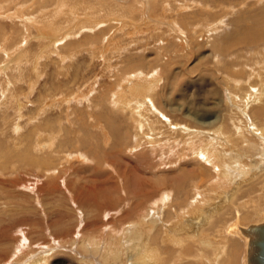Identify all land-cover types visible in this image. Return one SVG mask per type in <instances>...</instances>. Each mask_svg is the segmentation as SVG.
Wrapping results in <instances>:
<instances>
[{
    "label": "rangeland",
    "instance_id": "374dc122",
    "mask_svg": "<svg viewBox=\"0 0 264 264\" xmlns=\"http://www.w3.org/2000/svg\"><path fill=\"white\" fill-rule=\"evenodd\" d=\"M61 1L72 15L59 14ZM0 7V73L9 68L0 75V264H132L151 232L160 264H222L224 253L223 264H245L247 242L225 232L237 221L246 227L264 219V140L257 136L264 0H0ZM20 50L32 65L18 61ZM11 73L20 80L15 87ZM138 75L153 84L141 97L162 117L144 112V98L138 106L112 102L120 85L126 93L136 88ZM213 116L215 127L199 122ZM34 127L40 138L56 133L57 152L35 151L29 162L24 137ZM102 128L117 129L124 147L137 139L141 146L105 158ZM36 136L30 147L44 149L46 138ZM182 139L185 146L177 145ZM219 152L231 161L226 177L217 171Z\"/></svg>",
    "mask_w": 264,
    "mask_h": 264
},
{
    "label": "bare ground",
    "instance_id": "6f19581e",
    "mask_svg": "<svg viewBox=\"0 0 264 264\" xmlns=\"http://www.w3.org/2000/svg\"><path fill=\"white\" fill-rule=\"evenodd\" d=\"M60 3H62V1L60 2ZM69 3V2H68ZM68 3H66L65 1H63V5L62 6H58V7H60V12H59V14H63V17H64V15L65 14H67V15H72V13L71 12H69L70 11V9H71V4L69 5ZM20 5V4H19ZM69 7H70V9H69ZM1 8V7H0ZM21 8V7H20ZM74 8H76L75 6L73 7V10H74ZM22 9V8H21ZM20 9V10H21ZM58 9V8H57ZM19 10V11H20ZM1 11V10H0ZM3 11V10H2ZM21 12H22V10H21ZM2 13V12H1ZM7 17V16H6ZM50 18H53V17H51L50 16ZM54 19V18H53ZM36 20V19H35ZM50 21L48 20L47 22L45 21V25H47L48 27H54V24L52 23V22H50ZM3 23V22H2ZM39 22H37V24H38ZM2 25V24H1ZM44 25V24H43ZM32 27V26H31ZM1 28V27H0ZM5 29V28H4ZM3 29V30H4ZM49 29V28H48ZM60 29H61V27H60ZM65 39V38H64ZM21 52V53H20ZM19 53L20 54H18V61L19 62H21V63H24V64H26V63H30V65H32V63L33 62H31V60H28L29 59V57H28V52L25 50H23V51H19ZM20 56V57H19ZM37 56V55H36ZM74 56V55H73ZM38 58V57H37ZM62 58V57H61ZM62 60H63V58H62ZM14 63H15V61H14ZM21 63H20V65H21ZM16 64H18L17 62H16ZM15 64V65H16ZM35 65L37 64V63H34ZM19 65V64H18ZM17 66V67H15V68H22V69H24V70H26V71H28V69H26L25 67H23V66ZM34 65V66H35ZM37 67H38V64H37V66L35 67V69L37 70ZM8 70H9V68H8ZM7 70V68H6V70L5 71H3L4 73H5V75H6V72L8 71ZM138 70V69H137ZM136 70V71H137ZM1 72H2V70H1ZM140 72V71H139ZM152 72H154V71H152ZM4 73L2 74V73H0V75L2 74V75H4ZM137 72H135V74H136ZM141 74V73H140ZM4 75V76H5ZM128 76V75H127ZM139 76V75H138ZM124 78H125V76H124ZM134 78V77H133ZM158 78V77H157ZM126 79V78H125ZM130 79V78H129ZM132 79V78H131ZM127 80V79H126ZM137 80V86H135V85H133V88L134 87H136V88H134V90L133 91H129L128 93H126V90L124 89V86L123 85H120V87H119V89H118V92H116L117 90H115L114 89V87H113V90H115V94H114V97H113V100H112V102H117V103H119V104H122L123 105V107H124V105L126 106V104H128V105H131V104H134V106H138V105H141V103H140V101H142L141 100V98H144L145 100V102L146 103H148L149 104V106L147 107L146 106V108L144 109V112H148V111H151V112H153V110H154V114H156V115H159V117H162V114H161V112H157V111H155L156 109H154V107H153V103H149V101H148V98H146V97H141V90H144V89H148V90H153V88H154V86H153V84L151 85V84H147V85H145V83L143 82V84H141V76H139V79L137 78V79H135V81ZM145 80V79H144ZM147 80H149V79H146V81ZM19 78H17V77H15L12 73H11V75H10V78H9V80H8V83L11 85V86H17L18 85V83H19ZM150 81V80H149ZM148 81V82H149ZM121 82V81H120ZM128 82H129V80H128ZM134 82V81H133ZM117 83H119V82H117ZM122 83H124V82H122ZM132 83V82H131ZM147 83V82H146ZM127 84V83H126ZM128 85V84H127ZM113 86V85H112ZM132 86V85H131ZM13 88H11V90H12ZM33 89V88H32ZM107 90H108V87H107ZM110 90V89H109ZM94 91V89H92L91 88V91H89L88 93L90 94L91 92H93ZM128 91V90H127ZM148 93V92H147ZM150 93V92H149ZM148 93V94H149ZM152 94V93H151ZM23 95V94H22ZM28 95V94H27ZM86 95H88V94H86ZM144 95V94H143ZM146 95V94H145ZM93 96V95H92ZM102 96V95H101ZM140 96V97H139ZM150 96V95H149ZM152 96H153V94H152ZM135 97H137V98H135ZM27 98V97H26ZM101 98V97H100ZM109 99H110V97H109ZM67 100H68V98H67ZM94 100V99H93ZM92 101V100H91ZM98 101V100H97ZM144 101H142V104L144 103V105L146 104ZM21 102V101H20ZM131 102V103H130ZM153 102V101H152ZM259 102V101H258ZM263 102V101H262ZM70 103V102H69ZM69 105V104H68ZM106 105V104H105ZM20 106V105H19ZM80 106V105H79ZM131 108V107H130ZM143 108V107H142ZM157 108V107H156ZM140 109V108H139ZM258 109L260 110V112H261V118H263L264 117V105H261V107L260 106H258ZM87 110V109H86ZM125 110H127V109H125ZM232 110V109H231ZM128 111V110H127ZM131 111V110H130ZM84 112V111H83ZM132 112V111H131ZM135 112V111H134ZM136 114L137 115H139V120L141 121V123L144 121V120H142V119H144V117H142L141 116V110L140 111H138V113L136 112ZM135 114V115H136ZM38 115V114H37ZM134 115V114H133ZM165 115V114H164ZM35 117V116H34ZM31 118L30 117V120H29V122H31L33 119H36V117L35 118ZM136 117V116H135ZM164 117V119L163 120H161L162 122H165L166 123V125H168V127L167 128H169V130H176L175 129V127L174 126H176L175 124H173L169 119H167L166 118V116H163ZM214 117V120H210V121H208V122H203L204 121V117L203 118H199V122L203 125V126H212V127H215L214 125H216L217 126V122H216V124L215 123H213L215 120H217V118H219V117H217V116H213ZM217 117V118H216ZM102 118V117H101ZM106 118V117H105ZM155 118V117H154ZM94 119H95V122H97L98 121V125H96V126H99V125H101L100 124V120H99V118L98 117H94ZM213 119V118H212ZM60 120V119H59ZM62 120V119H61ZM159 121H160V119H158ZM131 121H133V120H131ZM134 121H135V119H134ZM218 121V120H217ZM60 122V121H59ZM107 122V121H106ZM137 122V121H136ZM145 122V121H144ZM143 122V123H144ZM137 124H138V122H137ZM200 124V125H201ZM253 124H254V127H255V125H256V123L255 122H253ZM143 125V124H142ZM142 125H140V127L142 126ZM107 126V125H106ZM260 126H262V125H260ZM109 127H111L110 125H109ZM119 127V126H118ZM22 127H19V128H15V129H13V131L14 132H18L20 129H21ZM101 128V127H100ZM143 128V127H142ZM234 128H236V127H234ZM216 129H221L220 127H216ZM222 129H224L223 127H222ZM106 129H103L102 128V132L100 131L99 132V134H97V135H99L98 137V139H100V141H101V144H102V147H103V150H101V152L102 153H104V155L103 156H105V158H107L108 156H113V155H115V154H117V155H119V157L122 155V153H124V152H126V151H129V152H132L133 151V149L136 147V150L141 146V144H140V142L138 141V139L137 140H135L136 141V143L134 144V146L132 147V146H130V147H124V143H122L121 141H119V137L121 136H117L118 135V133H116V130L114 131V128L113 129H109L108 128V132H106L105 131ZM120 130V129H119ZM118 130V131H119ZM138 130V129H137ZM34 131H36L37 133H38V135L36 136V134L34 133ZM140 131H141V129H140ZM140 131L138 130L137 131V133H136V135H135V139L136 138H138L139 136H140ZM258 131L262 134V136H264V127H260V128H258ZM40 132H43V131H37L36 130V128L34 127V130H32V131H30L29 133H28V135L27 136H25L24 137V139H26V142L24 143V144H27V147H26V149L24 150V152H25V160H28V158H30V159H34V157H35V155L36 154H34V152L35 151H37L38 152V154L39 155H46L47 153V156H45V158H50V155L49 154H53V152L54 153H56L57 151H52L51 149H52V147H53V145H54V141H55V134L56 133H54V134H52V136H47L46 134V136L44 137V138H46V139H44V138H40V135H42V134H40ZM44 133V132H43ZM142 133V132H141ZM14 134V133H13ZM143 134V133H142ZM261 134H258L257 136H259L260 138H262L263 140H264V137H262L261 136ZM33 135H35L36 136V138H37V141L39 140V141H41L42 139H44L45 140V143H44V145H43V147H44V149H42V146H40V148L42 149H39V145H37L36 144V146H37V148L35 147V148H31L30 147V139L32 140V136ZM198 136V135H197ZM129 137V136H128ZM171 137H175V135H172V133H171ZM195 137V136H194ZM121 139H122V137H120ZM177 138V137H176ZM231 138V137H230ZM113 140L114 141V146H113V148H110L111 147V143L113 142V141H110V140ZM201 139V138H200ZM117 140V141H116ZM123 140V139H122ZM178 140V139H177ZM183 140V139H182ZM181 140V143L180 142H178L177 141V143L175 142V141H173L174 142V145H179V144H181L182 146H185V142H184V140L182 141ZM202 140V139H201ZM23 142V140H20V142ZM180 141V140H179ZM204 142H205V140H203ZM14 142H15V140H14ZM253 143H252V145L254 144V143H258L257 141H252ZM18 143V142H17ZM38 143V142H37ZM41 143V142H40ZM155 143V142H154ZM166 143V142H165ZM111 144V145H110ZM264 144V143H263ZM108 145H110V147H107ZM118 145H120L119 146V148H121V149H119L118 148ZM169 145H171V144H169ZM173 145V144H172ZM93 146V145H92ZM91 146V147H92ZM97 146V145H96ZM205 147H207L206 145H204ZM261 145L260 144H255L254 145V147L256 148V149H258V150H261L262 148L260 147ZM109 149V150H107V148ZM162 147V145L161 144H158V148H161ZM169 147V146H168ZM13 149H15V151H17L20 147H17V146H15V144L13 145V147H12ZM17 148V149H16ZM100 148H101V145H100ZM191 148V147H190ZM264 148V147H263ZM1 150H0V152H2L3 153V150H2V148H0ZM6 149V148H5ZM21 149V148H20ZM102 149V148H101ZM194 149H196V148H194ZM193 149V150H194ZM205 149V148H204ZM184 150V149H183ZM206 150V149H205ZM9 151H12L11 149L9 150ZM21 151V150H20ZM137 152V151H136ZM143 152V151H142ZM192 152V149L190 150V152L189 153H191ZM76 154H78L79 155V158H85V159H89V156L87 155V154H84L83 152H81V151H76L75 152ZM263 153H264V151H263ZM18 154V153H17ZM22 154H24V153H22ZM87 155V156H86ZM213 155H215V154H213ZM226 155V154H225ZM225 155H223L222 153H218V157H220V159H217V161H219L220 162V165L221 164H223V171H221L220 172V170H217L218 171V173H219V175L221 174V173H223L222 175L224 176V177H226V176H228L229 174L228 173H230L229 171H230V165H231V161H229V159H228V155H226L227 156V158L225 157ZM18 156H19V154H18ZM27 156V157H26ZM141 156V155H140ZM9 157H10V155H9ZM77 157V156H76ZM99 157V156H98ZM102 157V156H101ZM199 158H205V157H203V156H201V153H199V156H198ZM212 157H214V156H212ZM12 158V157H11ZM14 158H16V157H14ZM44 158V159H45ZM75 158V157H74ZM215 158H216V155H215ZM66 159V158H65ZM78 159V158H77ZM94 159V158H93ZM98 159H100V157L98 158ZM7 160H9V159H7ZM50 160V159H49ZM54 160V159H53ZM29 161V160H28ZM27 161V162H28ZM38 161V160H37ZM47 161V160H46ZM45 161V164L47 165V166H50L51 165V162H49V163H47ZM206 165L207 164H210V165H212V166H214L216 169H219V166L218 165H216V164H214L213 162H212V160L210 159V160H207V159H204V160H202ZM229 161V162H228ZM29 162H31V161H29ZM65 162V161H64ZM101 162H102V160H101ZM41 163V162H40ZM39 163V164H40ZM38 164V165H39ZM44 164V163H43ZM44 164V165H45ZM102 164V163H101ZM45 165V166H46ZM238 166H239V164H237ZM31 166V165H30ZM237 166V167H238ZM236 167V166H235ZM227 168V169H226ZM243 168V167H242ZM241 168V169H242ZM244 169V170H243ZM242 170L245 172V173H247L248 172V170H249V168H246V166L243 168ZM6 170H8V168H6ZM239 170V169H238ZM235 171H237L236 170V168H235ZM234 172V170L232 171V173ZM3 173V172H2ZM235 173V172H234ZM233 173V174H234ZM0 174H1V172H0ZM5 174V173H4ZM221 175V176H222ZM246 175V174H245ZM230 177V176H229ZM243 178V177H242ZM229 179V178H228ZM260 182V181H259ZM238 183V182H237ZM12 185H14V184H12ZM230 186V185H229ZM219 187V186H218ZM229 188V187H228ZM235 188V187H234ZM237 191V190H236ZM233 192V191H232ZM230 194V193H229ZM233 195L231 196L232 198V201H234L233 199H234V197L235 196H237V195H235L236 193H232ZM235 195V196H234ZM162 196V195H161ZM163 200H164V198H163ZM245 201V200H244ZM186 205V204H185ZM244 206V205H243ZM153 207V206H152ZM193 207V206H192ZM186 208V207H185ZM188 208V207H187ZM190 208V207H189ZM250 208V207H249ZM218 209V211H217V213L216 214H213V213H210V214H206V217H205V221L202 223L203 224V226L204 225H210L212 222H214V218H218L219 216H220V211L221 210H223L224 209V207H221V208H217ZM254 209H256V208H254ZM155 210V209H154ZM192 210H194V208L192 209ZM250 210V209H249ZM209 211H210V209H209ZM149 212H151V210L149 211ZM191 212V211H190ZM249 212V211H248ZM153 213V212H152ZM158 213V212H157ZM188 213V212H187ZM215 213V212H214ZM154 214L156 215V213H155V211H154ZM190 214V213H189ZM196 214V213H195ZM147 216V215H146ZM145 216V217H146ZM148 216H149V214H148ZM196 216V215H195ZM197 216H199V215H197ZM193 217V216H192ZM200 217V216H199ZM202 217V216H201ZM155 218H154V215L153 216H149V218H148V221L149 222H152L153 220H154ZM197 219H198V217H197ZM196 219V220H197ZM200 219V218H199ZM203 219H204V217H203ZM200 221H202V220H200ZM220 223H224V220L222 219L221 220V218L218 220ZM262 221H264V219L263 220H261L260 222H262ZM238 222V221H237ZM234 223L233 224V226H231V227H229V228H227L228 230H227V232H225V233H227V234H232L234 231L236 232V231H238L239 233H240V235H241V230L243 229V228H245L244 226H241L240 224H239V222L238 223ZM260 222H257V223H260ZM191 223V222H190ZM201 223V222H200ZM257 223H252V224H257ZM225 224V223H224ZM174 225V224H173ZM227 225V224H226ZM189 226V225H188ZM236 226V227H235ZM177 228V227H176ZM209 228V227H208ZM220 228H221V230L222 231H226V228H225V226H222V225H220ZM174 229V228H173ZM191 229V228H190ZM203 229V228H202ZM167 231V230H166ZM196 231V230H195ZM202 231V230H201ZM200 231V229H199V232H201ZM130 232H132L131 230L130 231H128V234L126 233V235H128V236H130L131 234H133V233H130ZM171 232V231H170ZM182 233V232H181ZM180 233V234H181ZM191 233V232H190ZM196 233V232H195ZM142 234V233H141ZM170 234V233H169ZM198 235H199V233H198ZM144 236V235H143ZM146 238H144L143 240H147L148 242V244L146 245L147 247H141V250H136V252H134L133 254H131V259H132V264H160L161 263V259H162V255L160 254L161 253V251L158 249V247H156L155 246V248L154 249H152L151 250V248H152V242H154L155 240H156V236L155 237H153L152 236V232L151 233H149V234H147L146 236H145ZM196 237V236H195ZM234 237V236H233ZM238 237V236H237ZM241 237L243 238V239H245V241L247 242V239L246 238H244L242 235H241ZM142 238V237H141ZM195 239H197V238H195ZM193 240V239H192ZM142 241V240H141ZM189 241H190V239H189ZM224 241H226V240H224ZM146 242V241H145ZM216 242V241H215ZM220 242V241H219ZM219 242L217 241V243L219 244ZM214 243V242H213ZM217 243H215V244H217ZM144 244V243H143ZM146 244V243H145ZM149 245V246H148ZM143 246H145V245H143ZM184 246L185 245H183L182 247L184 248ZM209 247H211V244L209 245ZM209 247H207V248H209ZM217 247V246H216ZM214 248V247H213ZM213 248L211 247V249L213 250ZM246 248H247V246H246ZM246 248H245V258H246V261H245V264H247V256H246ZM210 249V248H209ZM215 250L217 249V248H214ZM221 250V249H220ZM217 252H218V250H216ZM222 252V251H221ZM214 253V252H213ZM216 253V252H215ZM220 254V253H219ZM102 255V254H101ZM230 255V254H229ZM232 255V254H231ZM118 256V255H117ZM180 256V255H179ZM217 256V255H216ZM135 257H136V259H135ZM139 257V258H138ZM232 257V256H231ZM218 258H220V256H218ZM225 253L223 254V256H222V259H221V261L224 263V260H225ZM214 259H215V257H214ZM213 260V259H212ZM219 260V259H218ZM226 260H227V258H226ZM232 260H234V259H232ZM214 261H216V260H214ZM213 261V262H214ZM228 261V260H227ZM231 261V260H230ZM205 262V261H204ZM217 262V261H216ZM238 262V261H237ZM222 263V264H223ZM229 263V262H228ZM207 264H209V263H207ZM215 264V263H214ZM217 264V263H216Z\"/></svg>",
    "mask_w": 264,
    "mask_h": 264
},
{
    "label": "water",
    "instance_id": "95a60500",
    "mask_svg": "<svg viewBox=\"0 0 264 264\" xmlns=\"http://www.w3.org/2000/svg\"><path fill=\"white\" fill-rule=\"evenodd\" d=\"M241 235L247 239V264H264V221L249 224Z\"/></svg>",
    "mask_w": 264,
    "mask_h": 264
}]
</instances>
